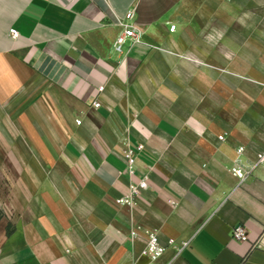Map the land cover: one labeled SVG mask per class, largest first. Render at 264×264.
Here are the masks:
<instances>
[{"label": "crops", "instance_id": "1", "mask_svg": "<svg viewBox=\"0 0 264 264\" xmlns=\"http://www.w3.org/2000/svg\"><path fill=\"white\" fill-rule=\"evenodd\" d=\"M252 2L0 0V264H153L145 230L175 241L155 264H264V99L232 80L264 73Z\"/></svg>", "mask_w": 264, "mask_h": 264}, {"label": "built area", "instance_id": "2", "mask_svg": "<svg viewBox=\"0 0 264 264\" xmlns=\"http://www.w3.org/2000/svg\"><path fill=\"white\" fill-rule=\"evenodd\" d=\"M132 18V12H128L124 19L125 20H130ZM122 26L125 28L122 36H120L115 43V48L117 51H120L122 44L124 43L126 38H133L135 41H138V35L135 34V28L133 26H128L125 24H122ZM175 29L174 25H171L169 27V31L173 32ZM9 35L13 38L16 39L18 37L17 32L14 29H9ZM99 92L101 93L103 91V87H99ZM94 108H99L100 107V103L98 101H95L94 103ZM80 121L76 120L75 124L77 126L80 125ZM220 140L222 139L221 137L219 138ZM143 146L140 145L138 147V151L142 150ZM243 148H239L237 150V154L238 156H240V154L242 153ZM122 158L123 161L125 163V166L128 170V172L133 175L135 174V159H136V153L129 149L126 148L125 150H123L122 153ZM257 163L258 164H264V152L260 155H258V159H257ZM254 167L250 166V167H246V168H242L240 165V160L239 158H237L236 160V164L235 166L231 169V174L236 177L237 179H239L240 181L245 180V178H247L250 173L253 171ZM147 188V183L146 180L143 179L140 181L139 185L136 188H132V195L130 198H120L116 201L117 204L119 205H124V206H130L133 204V200L134 198L138 195L140 190H144ZM140 228H137L136 231H138ZM145 236H146V241H145V246L142 249L140 256L146 260H148L150 263H157L161 257L164 255V253L166 252L167 248L169 246H174L175 241L174 239H169L167 241L166 244H163L160 241V238L158 237L157 233L155 231H151V230H145L143 231ZM232 238L235 241H246V230L243 226H237L233 229L232 232ZM187 246V243H183L182 246L177 249V255L180 254V252ZM171 264V263H168Z\"/></svg>", "mask_w": 264, "mask_h": 264}, {"label": "rangeland", "instance_id": "3", "mask_svg": "<svg viewBox=\"0 0 264 264\" xmlns=\"http://www.w3.org/2000/svg\"><path fill=\"white\" fill-rule=\"evenodd\" d=\"M233 19L234 21H236V19L237 21H264V0H254V2L251 3V5L249 6L246 12L243 11L240 17L235 16ZM254 30H255L254 27L248 28V32L254 33L255 32ZM255 77H256L255 74H233L232 80L233 82H235V80L237 79L238 81L243 82L249 87L252 86V88L247 90V97L249 99L250 98H263L264 99V73L257 75L258 80H255L256 79ZM255 84H258L257 88H255ZM233 92L236 93L237 91L233 90ZM233 108H237V107L234 106ZM252 108L255 109V107H252ZM263 110H264V105H263ZM233 111L235 112V109H233ZM0 255H1V252H0Z\"/></svg>", "mask_w": 264, "mask_h": 264}]
</instances>
